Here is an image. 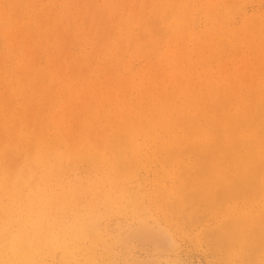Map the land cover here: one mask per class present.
<instances>
[{"label": "rangeland", "instance_id": "obj_1", "mask_svg": "<svg viewBox=\"0 0 264 264\" xmlns=\"http://www.w3.org/2000/svg\"><path fill=\"white\" fill-rule=\"evenodd\" d=\"M184 15L187 16L185 24ZM215 21L220 23L214 24ZM263 21L264 0H0V156L12 150L16 157H10L9 162L14 163V159L16 165V160L21 163V155L31 147L30 143L41 154L46 147L63 154L69 142L75 143V147L79 142L83 145V153L78 146V155L66 157L63 169L55 177L44 181L34 177L29 180L31 183L20 185L23 189L18 186L19 191L17 187L4 193L5 196L0 193V210L5 215L0 213V236H3L0 264L5 259L6 264H264V237H256L255 225L250 222L258 216L257 211L264 210V168L260 175L262 182L255 192H248L246 197L240 193L238 197L239 193L236 196L227 192V196L220 189L210 197L212 200L218 197L214 208L207 205V209L203 204L202 208L193 207L195 204L188 203L182 195L195 200L199 191L186 183L193 166L195 169L198 165L197 159L192 154L188 157L183 154L200 139L190 131L199 124L195 115L207 114L209 110V116L217 115V119L234 124L242 114L239 120L252 125L257 119L255 104L257 101L260 102L257 107L264 104V94L261 98L259 90L264 88ZM181 24L186 25L185 29ZM28 40L30 47L25 43ZM179 47L183 49L177 51ZM206 56L208 60L204 61ZM165 64L170 68H165ZM251 64L255 65L252 69ZM163 68L165 72L161 71ZM152 71L157 74L152 76ZM254 76L258 77L256 81ZM121 78L122 82L117 83ZM241 79L246 84L250 80L253 88L249 84L244 86ZM166 93L171 95L169 100ZM241 93L247 99L243 100ZM141 94L146 95V100ZM225 102L229 105L226 108L222 106H226ZM208 103H214L220 111L215 113V108L208 107ZM152 105L155 111L151 110ZM246 113L252 115L247 117ZM188 116L193 117V122L188 119L189 123L186 122ZM28 119L30 125L26 123ZM259 120H264V115ZM149 125L160 127L153 130ZM251 131L241 130L240 134L248 136ZM12 136L21 143L23 139L24 146L19 143L17 147ZM91 140L94 142L89 144ZM182 170L187 171L183 179L180 178ZM181 182L189 187L180 191ZM220 192L226 197L219 196ZM242 220L249 222L245 224ZM233 224L234 228L239 227L233 231L242 232L241 240L232 231ZM226 225L232 227V234L238 235L236 240L226 232L230 229ZM84 227H88L87 231ZM221 229L230 237L225 243L223 231L224 235L220 236ZM217 233L219 238L224 237L223 243ZM28 239L30 245H27ZM251 244L262 247L254 245L253 248ZM246 256L251 258L249 262Z\"/></svg>", "mask_w": 264, "mask_h": 264}, {"label": "bare ground", "instance_id": "obj_2", "mask_svg": "<svg viewBox=\"0 0 264 264\" xmlns=\"http://www.w3.org/2000/svg\"><path fill=\"white\" fill-rule=\"evenodd\" d=\"M116 1V0H115ZM222 1V0H221ZM76 2V1H75ZM128 2H129V0H128ZM165 2H166V0H165ZM178 1H176V3H177ZM219 2V1H218ZM227 2H228V0H227ZM235 2H236V0H235ZM243 2V1H242ZM72 3H74V2H72ZM144 3H145V1H144ZM144 3H142V4H144ZM150 3H152V2H150ZM226 3V2H225ZM238 3V2H237ZM160 4V3H159ZM161 4H163V3H161ZM160 4V5H161ZM174 4V3H173ZM212 4V3H211ZM218 4V3H217ZM227 4V3H226ZM235 4V3H234ZM233 4V5H234ZM145 5V4H144ZM155 5V4H154ZM153 5V6H154ZM172 5V4H171ZM187 5H189V4H187ZM205 5V4H204ZM224 5V4H223ZM227 5H229V4H227ZM22 6V5H21ZM146 6V5H145ZM203 6V5H202ZM125 7H127L126 5H125ZM124 7V8H125ZM144 7V6H143ZM190 7V6H189ZM194 7V6H193ZM214 7V6H213ZM218 7V6H217ZM229 7V6H228ZM153 8H155V7H153ZM126 9V8H125ZM124 9V10H125ZM131 10H133L132 8H130ZM178 9V8H177ZM190 9V8H189ZM205 9V8H204ZM217 9V8H216ZM45 10V9H44ZM153 10H155V9H153ZM187 10V9H186ZM231 10V9H230ZM188 11H190V10H188ZM49 12V11H48ZM132 12V11H131ZM134 12V11H133ZM169 13H170V11H168ZM167 12V13H168ZM227 12H229V11H227ZM144 13V12H143ZM166 13V14H167ZM168 13V14H169ZM199 13V12H198ZM220 13V12H219ZM50 14V13H49ZM132 14V13H131ZM135 14V13H134ZM159 14H160V12H159ZM158 14V15H159ZM230 14V13H229ZM81 15V14H80ZM105 15V14H104ZM108 15V14H107ZM152 15H153V13H152ZM151 15V16H152ZM212 15V14H211ZM165 16V15H164ZM185 16V15H184ZM39 17H40V15H39ZM165 17H167V16H165ZM164 17V18H165ZM170 17V16H169ZM180 18H181V16H179ZM187 16H185L184 17V20H185V22H184V20H183V23L185 24L186 23V18ZM209 17H211V16H209ZM216 17H217V15L215 16V20H217L216 19ZM219 17H221V14H219ZM81 18V17H80ZM83 18V17H82ZM168 18V17H167ZM212 18V17H211ZM210 18V19H211ZM113 19V18H112ZM190 19V18H189ZM195 19V18H194ZM19 20V19H18ZM77 20V19H76ZM80 20V19H79ZM114 20V19H113ZM150 20H151V17H150ZM166 20V19H165ZM165 20H163L164 22H165ZM40 21V20H39ZM112 21V20H111ZM130 21V20H129ZM162 21V22H163ZM193 21V20H192ZM49 22V21H48ZM80 22H81V20H80ZM86 22H87V20H86ZM256 22V21H255ZM254 22V23H255ZM264 22V21H263ZM195 23V22H194ZM219 24L218 22H216L215 21V23L214 24ZM225 23H226V21H225ZM148 25H149V23H147ZM184 24L182 25L181 24V26H183L184 27V29H185V26H184ZM246 24V23H245ZM258 25V24H257ZM78 26V25H77ZM171 26H173V25H171ZM106 27H107V25H106ZM106 27H104V28H106ZM141 27V26H140ZM143 27V26H142ZM141 27V28H142ZM145 27H147V26H145ZM254 27V26H253ZM263 27H264V25H263ZM141 28H139V29H141ZM249 28V26L247 27V29ZM30 29V28H29ZM85 29V28H84ZM108 29V28H107ZM112 29V28H111ZM138 29V30H139ZM246 29V30H247ZM91 30V29H90ZM109 30V29H108ZM216 31L218 30V29H215ZM59 31V30H58ZM84 31V30H83ZM110 31V30H109ZM184 31V30H183ZM262 31V30H261ZM263 31H264V28H263ZM55 32V31H54ZM220 32V31H219ZM92 33V32H91ZM105 33H107V32H105ZM183 33H185V32H183ZM183 33H181V34H183ZM209 33V32H208ZM213 33V32H212ZM217 33V32H216ZM22 34V33H21ZM48 34V33H47ZM46 34V35H47ZM57 34V33H56ZM108 34H110L109 32H108ZM173 34V33H172ZM171 34V35H172ZM179 34H180V32H179ZM178 34V37H181L182 35H179ZM241 34V33H240ZM249 34V33H248ZM7 35V34H6ZM20 35V34H19ZM31 35V34H30ZM58 35V34H57ZM68 35H69V33H68ZM88 35V34H87ZM106 36H107V34H105ZM220 35V34H219ZM238 35V34H237ZM256 35V34H255ZM259 35V34H258ZM8 36V35H7ZM10 36V35H9ZM16 36V35H15ZM40 36V35H39ZM17 37V36H16ZM31 37V36H30ZM32 37H33V35H32ZM31 37V38H32ZM49 37V36H48ZM176 37H177V35H176ZM183 37V36H182ZM222 37V36H221ZM263 37V36H262ZM13 38V37H12ZM105 38V37H104ZM185 38H186V36H185ZM188 38V37H187ZM247 38H248V36H247ZM250 38V37H249ZM28 39H30V38H28ZM133 39V38H132ZM173 38H170V40H172ZM184 39V38H183ZM182 39V40H183ZM243 40H244V37L242 38ZM48 40V39H47ZM59 40V39H58ZM102 40V39H101ZM123 40V39H122ZM204 40L206 41V38H204ZM214 40V39H213ZM247 40V39H246ZM257 40H259V38L257 39ZM42 42H43V40H41ZM245 41V40H244ZM248 41V40H247ZM28 43L27 45H29L28 47H30V43H29V40L28 41H25V43ZM123 42V41H122ZM183 42V41H182ZM199 42V41H198ZM220 42V41H219ZM250 42V41H249ZM256 42V41H255ZM248 43V42H247ZM252 43V42H251ZM256 43H258V42H256ZM263 43V41L261 42V44ZM175 44H177V42H175ZM183 44V43H182ZM219 44V43H218ZM260 44V43H259ZM25 45V44H24ZM23 45V46H24ZM251 45V44H250ZM220 46V45H219ZM247 46H249L248 44H247ZM252 46V45H251ZM27 47V46H26ZM122 47V46H121ZM169 47V46H168ZM183 47H184V44H183ZM204 47V46H203ZM253 47V46H252ZM220 47H218V49H219ZM222 48V47H221ZM249 48H250V46H249ZM26 49V48H25ZM179 49L181 50V49H183V48H176V50L177 51H179ZM196 49H198V48H196ZM215 49V48H214ZM223 49V48H222ZM228 49V48H227ZM24 50V49H23ZM31 50L32 49H29V52H31ZM121 50V49H120ZM204 50H205V48H204ZM217 50V49H216ZM224 50V49H223ZM253 50H255L256 51V47H253ZM25 51V50H24ZM27 51V50H26ZM218 51H222L221 49L220 50H218ZM247 51V50H246ZM250 52H251V50H249ZM259 51V50H258ZM168 52H170V50L168 51ZM198 52H199V50H198ZM209 52V55L211 54L210 53V51H208ZM212 52V51H211ZM257 52V51H256ZM175 53H176V51H175ZM196 53H197V51H196ZM215 53V52H214ZM222 53V52H221ZM246 53V52H245ZM255 53V52H254ZM258 53V52H257ZM199 54V53H198ZM252 54V53H251ZM262 54V53H261ZM27 55V54H26ZM212 55V54H211ZM216 55V54H215ZM255 55V54H254ZM253 55V56H254ZM32 56V55H31ZM199 56V55H198ZM176 57V56H175ZM207 57V56H206ZM212 57H213V55H212ZM258 57H260V56H258ZM262 57V56H261ZM260 57V58H261ZM32 58H33V56H32ZM35 58V57H34ZM33 58V59H34ZM167 59V58H166ZM165 59V60H166ZM198 59V58H197ZM262 59V58H261ZM25 60V59H24ZM30 60H32L31 58L29 59V61ZM168 60H169V58H168ZM205 60H208V57H207V59H205V57H204V61ZM28 61V62H29ZM33 61H35V60H33ZM56 61V60H55ZM58 61V60H57ZM238 61V60H237ZM245 61V60H244ZM247 61V60H246ZM245 61V62H246ZM256 61H257V59H256ZM59 62V61H58ZM78 62V61H77ZM208 62V61H207ZM244 62V65L243 66H245L246 67V63ZM259 62H261V60H259ZM30 63H32V62H30ZM29 63V64H30ZM36 63H37V61H36ZM53 64H56V62H52ZM51 63V64H52ZM80 63V62H79ZM170 63V62H169ZM241 63H243V60L241 61ZM251 63H254L253 62V60H252V62ZM81 64V63H80ZM70 65V64H69ZM259 66H260V64H258ZM27 66H28V64H27ZM56 66V65H55ZM157 66V65H156ZM166 64L164 65V67L166 68ZM235 66H237V65H235ZM255 67V65H252L251 64V69H252V67ZM258 66V67H259ZM238 67V66H237ZM50 68V67H49ZM107 68H110L109 67V65L107 66ZM152 68V67H151ZM165 68H163L161 71L163 72V70L165 69ZM170 68V67H169ZM168 68V66H167V69H169ZM248 67H246V69H247ZM71 69H72V64H71ZM227 69V68H226ZM245 69V68H244ZM245 69V70H246ZM258 70L260 69V67L259 68H257ZM22 70V69H21ZM114 70V69H113ZM112 70V71H113ZM222 70H224V67H223V69ZM221 70V68H220V70L219 71H222ZM254 71V70H253ZM252 71V72H253ZM40 72V71H39ZM109 72V71H108ZM164 72H165V70H164ZM223 72H226V71H223ZM239 73L241 72V70H239L238 71ZM251 72V70H250V73H252ZM257 72V71H256ZM70 73H71V70H70ZM244 72L242 71V75L241 74H239V76L241 75V76H243V75H245V74H243ZM254 73V72H253ZM46 74V73H45ZM45 74L43 75V77H42V79L44 78L45 79ZM114 73H112V75H113ZM153 74H157V73H153V71H152V76H153ZM159 74V73H158ZM207 74V73H206ZM257 74V73H256ZM25 74H23V76H24ZM108 75V74H107ZM161 74H159V76H160ZM108 76H110V75H108ZM115 76V75H114ZM113 76V77H114ZM125 76V75H124ZM123 76V77H124ZM173 76V75H172ZM240 76V77H241ZM262 76V75H261ZM40 77V76H39ZM127 77V76H126ZM147 77V76H146ZM157 77H158V75H157ZM162 77H163V75H162ZM166 77V76H165ZM176 77V76H175ZM206 77V76H205ZM209 77V76H208ZM229 77V76H228ZM244 77V76H243ZM25 78V77H24ZM24 78H22V79H24ZM61 78H63V77H61ZM152 78V77H151ZM246 78H248V77H246ZM246 78H244V79H246ZM253 78H255V81H256V79L258 78H256L255 76L253 77ZM262 78V77H261ZM22 79L20 78V80L22 81ZM119 79V78H118ZM128 79V78H127ZM165 79L166 78H163V81H165ZM251 79V78H250ZM264 79V78H263ZM39 80V79H38ZM41 80V79H40ZM107 80H109V78L107 79ZM110 80H113V78L112 79H110ZM153 80V79H152ZM151 80V81H152ZM176 79H174L173 77H172V81H175ZM207 80H208V78H207ZM210 80V79H209ZM235 81H236V83H237V87H238V81L236 80V79H234ZM242 80V79H241ZM252 80V79H251ZM254 80V79H253ZM262 80V79H261ZM24 81V80H23ZM22 81V82H23ZM42 81V80H41ZM155 81V80H154ZM153 81V82H154ZM167 81V80H166ZM171 81V80H170ZM212 81V80H211ZM211 81H207V82H211ZM218 81V80H217ZM249 81V83H247V84H249L251 87V89L253 88L252 87V85H254V84H252V82L250 81V80H248ZM247 81V82H248ZM116 82V81H115ZM119 82H122V78H121V81H118L117 80V83H119ZM242 82H244V86L246 85L247 86V84H246V80H242ZM257 82H259V81H257ZM262 82V81H261ZM37 83V82H36ZM42 83H43V81H42ZM41 83V84H42ZM79 83V82H78ZM175 83H176V81H175ZM179 83V82H178ZM182 83V82H181ZM181 83H179V84H181ZM188 83H189V80H188ZM251 83V84H250ZM38 84V83H37ZM53 84V83H52ZM185 84V83H184ZM198 84H200V83H198ZM208 84V83H207ZM225 84V83H224ZM240 84V83H239ZM258 84V83H257ZM262 84V83H261ZM261 84H259V86H263V85H261ZM54 85V84H53ZM115 85V84H114ZM175 85H177V83L175 84ZM204 85V84H203ZM212 86L214 85L213 83L211 84ZM217 82H216V85H214L215 86V88L217 87ZM223 84H221V88L224 86H222ZM226 85V84H225ZM229 85V84H228ZM233 85V84H232ZM249 85H248V87H249ZM39 86V85H38ZM147 86H149V85H147ZM160 86V85H159ZM190 86H191V84H190ZM235 86V85H234ZM144 87V86H143ZM157 87V89H158V85L156 86ZM178 87V86H177ZM193 87V86H192ZM230 87H231V85H230ZM233 87V86H232ZM236 87V86H235ZM240 87H242V85H240ZM264 87V86H263ZM149 88L151 89V88H153V89H151L152 91L154 90V87H150L149 86ZM162 88H163V86H162ZM168 88V87H167ZM170 88V87H169ZM174 88V87H173ZM176 88V87H175ZM182 88V87H181ZM191 88V87H190ZM209 88V87H208ZM261 88V87H260ZM38 89H39V87H38ZM149 89V90H150ZM218 89V88H217ZM233 89V88H232ZM235 89V88H234ZM263 89V90H262ZM262 89H259L260 91H261V93H260V95H261V98L263 97V95L262 94H264V88H262ZM150 90V91H151ZM156 90V89H155ZM203 90L204 91H206L204 88H203ZM236 90H238V89H236ZM239 90H240V88H239ZM238 90V91H239ZM247 90H248V88H247ZM10 91V90H9ZM88 91H90L89 89H88ZM98 91V90H97ZM158 91V90H157ZM161 91V93H162V90H160ZM171 91V90H170ZM178 91V90H177ZM190 91H192V90H190ZM263 91V92H262ZM159 92V91H158ZM168 92H169V90H168ZM172 92V91H171ZM194 92H195V90H194ZM229 92V91H228ZM233 92V91H232ZM235 92V91H234ZM246 92V91H245ZM35 93V92H34ZM72 93V92H71ZM101 93H102V91H101ZM211 93H215V92H211ZM249 93V92H248ZM250 93H252V92H250ZM157 94V92L155 93V95ZM167 94V93H166ZM194 94V93H193ZM226 94V93H225ZM228 94V93H227ZM239 94V92L236 94V95H238ZM243 94V95H242ZM253 94V93H252ZM1 95H4V94H1ZM141 95H143V94H141ZM159 95V94H158ZM164 94H162L161 96H163ZM173 95V94H172ZM205 95V94H204ZM209 95H211V94H209ZM218 95V94H217ZM236 95H235V98H236V100H237V98L238 97H236ZM259 95V94H258ZM144 96V95H143ZM166 96H168V100H169V97L171 98V95H170V93H169V95L167 94ZM221 95H219L218 97H220ZM230 96V95H229ZM228 96V97H229ZM250 96H251V94H250ZM253 96V95H252ZM255 96V95H254ZM104 97L105 98H107L105 95H104ZM145 97V100H146V95L144 96ZM202 97V96H201ZM210 97V96H209ZM243 100H244V98H246V97H244V93H241V96H240ZM5 99V97H3L2 96V100L4 101V99ZM156 98V97H155ZM162 98V97H161ZM164 98V97H163ZM174 98H176V97H174L173 96V100H174ZM234 98V99H235ZM241 98L239 99V100H241ZM248 98H249V96H248ZM255 98V97H254ZM158 99H160V96H159V98ZM166 99V100H167ZM198 99V98H197ZM221 99H222V97H221ZM231 99H233V98H231ZM247 99V98H246ZM6 100V99H5ZM108 100V99H107ZM153 101H155V103H157V101H156V99H152ZM167 100V101H168ZM173 100L172 99H170V101L171 102H173ZM236 100H235V102H236ZM260 100V99H259ZM160 101V100H159ZM163 101V100H162ZM166 101V102H167ZM206 101L207 102H209L208 101V99H206ZM220 101V100H219ZM218 101V102H219ZM67 102V101H66ZM147 103H148V101H146ZM169 102V101H168ZM206 102V103H207ZM253 102H254V99H253V101L251 102L252 103V105H253ZM258 102V104L260 103L259 101H257ZM6 103V102H5ZM164 103V102H163ZM221 103H222V100H221ZM226 103V102H225ZM225 103H223V104H225ZM228 103V102H227ZM227 103H226V106H224V105H222L223 107H228L229 105H227ZM229 103H231V102H229ZM263 103H264V101H263ZM7 104V103H6ZM107 104V103H106ZM158 104V103H157ZM167 104V103H166ZM241 104V103H240ZM258 104H255V108H254V111H256L257 113L255 114L256 116L255 117H257V119H255V121L254 122H256V123H252V125H249V122L248 121H246V120H239V118H240V116L242 117V114L240 115L239 114V118H237V120L238 121H235V123L233 124L232 122L230 123H228L227 121H225V119L222 121V119H217L215 116H217V115H215V116H209L208 114L210 113L209 112V110H208V112H207V114H205V113H201V114H198L197 113V116L195 115V118L196 119H198V126L196 125L195 126V129L194 130H190L192 133H195V134H198L199 135V137H200V139H199V141L197 142V143H195V142H193L192 143V146H191V148H190V153H189V151L186 149V152H184L183 154H187V157H188V154H192V156H193V158H194V156H195V158L194 159H197V162H198V165L196 166V168L195 169H193L194 168V166H193V168H192V170H191V176H190V178H189V180L186 182V183H188L189 182V185L190 186H195L196 187V190H199V191H196L197 192V198L195 199L194 197H192V198H194L195 200H191V196L190 197H188V196H186V195H184V194H182L184 197V199H186V201L188 202V203H190V204H192V205H194L195 204V206H193V207H201L202 208V204H203V206L205 207V208H207L206 206L208 205V206H210V208L212 207V208H214V206H216V205H214V203H216L215 202V200H216V198L218 199V197L216 196V198H215V200H212L210 197H212V195H213V192H215V191H217V192H219V190L220 189H222V193L224 194L225 193V195H227L228 193L230 194V193H232V194H230V195H233L234 193H236L235 195L237 196V194H238V197H240V193H243L244 195H245V197H246V194L248 193V192H251V191H253V192H255L257 189H258V187L260 186V184H261V182H262V179L260 178V175H261V173H262V170H263V168L264 167H262V166H264V152H263V150H264V120H259V119H262V117H263V115H264V107H263V105L264 104H260V106H256V105H258ZM31 105H32V103H31ZM159 105V104H158ZM169 105V104H168ZM208 107H210V105H214V103L213 104H209L208 103ZM218 105H220V104H218ZM244 105V104H243ZM252 105L250 106L251 107V109H252ZM153 106V105H152ZM151 107V106H150ZM207 107V106H206ZM205 107V108H206ZM214 107V106H213ZM212 107V108H213ZM250 107H248V109H250ZM256 107H257V109H256ZM32 108H34L33 107V105H32ZM215 108V107H214ZM155 108H154V106L151 108V110L153 111ZM158 108H156V110H157ZM174 109V108H173ZM74 110V109H73ZM73 110H71V111H73ZM125 110V109H124ZM205 110V109H204ZM214 110H216V111H214L215 113L218 111H220V108H218V110L215 108ZM226 110V109H225ZM227 110H228V108H227ZM226 110V111H227ZM231 110V109H230ZM229 110V111H230ZM242 110V109H241ZM26 111V110H25ZM34 111V110H33ZM151 111V112H152ZM155 111V110H154ZM183 111V110H182ZM184 111H185V109H184ZM212 111V110H211ZM246 111V110H245ZM247 111H249V110H247ZM246 111V112H247ZM151 112H149V114L151 113ZM217 112V113H218ZM43 113V112H42ZM121 113H123V112H121ZM182 113V112H181ZM233 113V112H232ZM241 113H243V111H241ZM249 113H250V111H249ZM249 113H246V115H249V116H247V117H250L251 115L249 114ZM22 114V113H21ZM25 114H28V112L26 111L25 112ZM68 114V113H67ZM67 114H64V115H67ZM72 114H73V112H72ZM153 114V113H152ZM171 114H173V113H171ZM29 115V117H31L30 116V114H28ZM123 115H125V113H123ZM123 115H120V116H122V118H123ZM157 115V114H156ZM155 115V116H156ZM150 116H153L154 117V115H151L150 114ZM162 116V115H161ZM160 116V117H161ZM173 116V115H172ZM236 116H237V114H236ZM38 117H39V115H38ZM67 117V119H68V117L69 116H66ZM116 117V116H115ZM129 117H131V116H129ZM247 117H245V118H247ZM2 118V117H1ZM71 118H72V115H71ZM111 118V117H110ZM109 118V119H110ZM155 118V117H154ZM191 118H193V117H191ZM191 118L188 116L185 120H186V122H188L189 123V121H191ZM225 118V117H224ZM38 120H39V118H37ZM189 121H188V120ZM249 119V118H248ZM37 120V121H38ZM45 120H47V119H45ZM66 120V119H65ZM119 120V119H118ZM254 120V119H253ZM72 121V120H71ZM111 121V120H110ZM147 121H151V120H146V122ZM230 121V120H229ZM27 122H29L28 123V125H30V121H29V119H28V121H26V123ZM45 122V124H46V121H44ZM54 122H57V121H54ZM59 122V121H58ZM66 122H68V121H66ZM191 122H193V121H191ZM144 122H142V124H143ZM194 123H196V122H194ZM13 124V123H12ZM44 124V125H45ZM165 124L167 125V123H166V121H165ZM186 124V123H185ZM97 125V124H96ZM111 125V124H110ZM13 126V125H12ZM27 126V125H26ZM165 126V125H164ZM255 126V128L257 127V128H259V129H255V128H253ZM96 127V126H95ZM94 127V128H95ZM127 127V126H126ZM160 127V125H158V126H155V125H149L148 126V128L149 129H153V130H157L158 128ZM44 128H45V126H44ZM61 128V127H60ZM18 129V128H17ZM37 131H38V129L37 128H35ZM95 129H97V127L95 128ZM121 129V128H120ZM247 129V131H251L250 133H249V135L248 136H242V134H240V132H241V130H246ZM16 129H14V131H15ZM19 130V129H18ZM70 130H72V129H70ZM63 131V130H62ZM96 130H94V132H95ZM116 132H117V128H116V130H115ZM120 131H122V130H120ZM120 131H118V132H120ZM238 131V132H237ZM36 132V131H35ZM44 132H45V130H44ZM73 132V131H72ZM78 132V131H77ZM106 132V131H105ZM15 133H17V132H15ZM37 133V132H36ZM46 133V132H45ZM69 133V132H68ZM79 133V132H78ZM179 133V132H178ZM2 134V133H1ZM11 134H13V132L11 133ZM71 134V133H70ZM74 134V133H73ZM76 134V133H75ZM74 134V135H75ZM117 134V136H118V133H116ZM115 133H113V135H116ZM120 134V133H119ZM156 134V133H155ZM44 135V134H43ZM35 136H36V134H35ZM63 136H65V134L63 135ZM71 136V135H70ZM76 136V135H75ZM92 136H93V134H92ZM99 135H98V133H97V137H98ZM101 136V135H100ZM14 136H12V139H13V141L14 142H16V144H17V147L19 146V143H21V140H17V138L16 137H14ZM116 137V136H115ZM79 138V137H78ZM88 138V136H86V139ZM31 139H33V137L31 138ZM35 139V138H34ZM33 139V140H34ZM59 138H57L56 139V141L58 140ZM70 139V137L68 136V140ZM74 139V138H73ZM91 139H93V137L91 138ZM96 140L97 139H99V138H95ZM94 139V140H95ZM3 140V139H2ZM16 140V141H15ZM52 140H54V139H52ZM51 140V141H52ZM72 139H70L69 141H71ZM76 140V139H75ZM99 140H101V139H99ZM103 140V139H102ZM130 140V139H129ZM32 141V140H31ZM56 141L54 142V143H56ZM66 141H67V139H66ZM92 141L93 140H91L90 142H89V144L91 143L92 144ZM33 142V141H32ZM78 142V141H77ZM94 142V141H93ZM96 142V141H95ZM98 142V141H97ZM96 142V143H97ZM101 142V141H100ZM23 139H22V143L20 144V145H23ZM88 143V142H87ZM99 143V142H98ZM30 144H32L31 145V147L29 146V148H27L24 152V154L23 155H21L22 156V161H21V163L19 162L20 160L18 159L20 156H19V154H18V156H17V159L19 160L18 162L20 163V164H18L17 165V160H16V165H14V163H15V160L13 159L12 160V162L14 161V163H10L9 161V159H10V157H14V154L11 152L12 150H10V153L8 152V155H7V153H5L4 155H2V156H0V193L2 192L3 194L4 193H10L12 190L14 191V190H16L17 189V187L18 186H23V184H27L28 183V181L30 180V179H32V178H34V177H37L38 179H40V180H46L47 178L49 179H51V178H53V177H55L56 176V174H57V172L59 171V170H62L63 169V167H62V165H63V163H64V161H65V163H66V160H65V158L67 157L68 158V156L70 155L71 156V154L73 155V153H75V155H78L77 153V147L78 146H81V151L79 150V152H82V146L83 145H81V142H79V143H77L78 144V146H77V144H76V146L77 147H75V143H73L72 142V144H74V145H72L70 142L68 143V146H67V152H64L63 154H61L60 152H57V151H55L54 150V148L52 147V148H50V147H46V150H45V152H44V154H41V152H40V150L39 149H37V147L34 145L33 146V144L34 143H30ZM63 144V143H62ZM102 144V143H101ZM110 144V143H109ZM36 145H38L39 146V144H38V142H37V144ZM49 145H51V143L49 144ZM24 146V145H23ZM87 146H89V145H87ZM86 146V144L84 145V147H87ZM98 146H99V144H98ZM97 146V147H98ZM22 147V146H21ZM54 147H57V146H55V144H54ZM83 147V148H84ZM88 148V147H87ZM86 148V149H87ZM99 149H100V147H98ZM21 149V151H20V153L22 152V148H20ZM19 149V150H20ZM74 149H76L75 151H74ZM78 149H80V147H78ZM85 149V150H86ZM111 149V148H110ZM174 150H175V148H173ZM257 149H259V150H257ZM8 151V150H7ZM74 151V152H73ZM84 151V150H83ZM163 151V150H162ZM161 151V152H162ZM173 151V150H172ZM19 153V152H18ZM83 153V152H82ZM117 154H118V152H116ZM173 154H175V152L173 151ZM186 154L184 155V157H186ZM15 155H17V154H15ZM74 155V156H75ZM95 155H96V153H95ZM83 157H86V154L84 155H82ZM116 156V155H115ZM16 157V156H15ZM14 157V158H15ZM99 157V156H98ZM66 158V159H67ZM172 158V157H171ZM170 158V159H171ZM170 159H169V161H170ZM173 159V158H172ZM169 161H168V163H169ZM172 161V160H171ZM5 162H7V163H5ZM11 164V166H10V164ZM191 164V163H190ZM195 164V163H194ZM65 165V164H64ZM63 165V166H64ZM188 165V164H187ZM185 173H187V171H184V170H182L181 171V179H183V176H184V174ZM48 181V180H47ZM169 181V180H168ZM21 183V184H20ZM29 183H31L30 181H29ZM175 183V182H174ZM40 184V183H39ZM189 185H187L188 187H189ZM264 185V184H263ZM262 185V186H263ZM20 186V187H21ZM44 186V185H43ZM180 186H183V188L181 189L180 188V191H183V189H185L187 186L184 184V183H182L181 182V184H180ZM185 186V187H184ZM20 187H18V191H19V189H20ZM264 187V186H263ZM21 189H23V187H21ZM193 190V189H192ZM226 190H235V192L234 191H232V192H229V191H226ZM35 191V190H34ZM46 191H44V193H45ZM74 192V191H73ZM193 192V191H192ZM221 192H220V194H219V196L221 195ZM228 192V193H227ZM264 192V191H263ZM1 193V194H2ZM18 193V192H17ZM19 193H21V190H20V192ZM188 193H191V192H188ZM193 194H194V192H193ZM259 194V193H258ZM8 195V194H7ZM46 195H47V192H46ZM189 195V194H188ZM214 195H216L215 193H214ZM234 195V196H235ZM255 195H257V194H255ZM0 196H2V195H0ZM4 196H5V194H4ZM48 196V195H47ZM50 196V195H49ZM62 196V195H61ZM221 196H224V195H221ZM228 196V195H227ZM235 196V197H236ZM248 196H249V194H248ZM258 196H260V195H258ZM12 197V196H11ZM51 197H52V195H51ZM189 199H188V198ZM213 197H215V196H213ZM224 197H226V196H224ZM244 197V196H243ZM244 197V198H245ZM46 198V197H45ZM48 198V197H47ZM50 198V197H49ZM62 198V197H61ZM59 199V198H58ZM221 199H223V201H224V198H222L221 197ZM221 199H220V201H219V203L221 202ZM226 199V198H225ZM24 200V199H23ZM43 200V199H42ZM49 200V199H48ZM52 200H53V198H52ZM180 201H181V198L179 199ZM189 200H191V201H189ZM252 200V199H251ZM179 201V202H180ZM193 201V202H192ZM227 201V200H226ZM47 202V201H46ZM49 202V201H48ZM58 202V201H57ZM60 202H61V200H60ZM225 202V201H224ZM53 203V202H52ZM218 203V202H217ZM31 204V203H30ZM46 204V203H45ZM201 204V205H200ZM221 204V203H220ZM258 204V203H257ZM53 205V204H52ZM222 206H223V204H222ZM52 207V206H51ZM221 207V206H220ZM41 208V207H40ZM209 208V207H208ZM207 208V209H208ZM52 210V209H51ZM204 210H206V209H204ZM215 210V209H214ZM219 210H221V209H219ZM208 211V210H207ZM19 212V211H18ZM251 212H253V211H251ZM0 213H2L1 212V210H0ZM257 217L255 218V220L254 219H251V223H253L254 225H255V234L257 233L258 235L256 236V237H264V210H259V211H257ZM60 214V213H59ZM252 215V214H251ZM2 216H5V215H3V213H2ZM216 218V217H215ZM3 219V218H2ZM18 220V219H17ZM53 221V220H52ZM232 221V220H231ZM240 221V220H239ZM239 221H237V222H239ZM242 221H244V220H242ZM87 222V221H86ZM233 222V221H232ZM236 222V224L235 225H237L238 226V223ZM244 222H246V220L244 221ZM248 222H249V220L245 223V224H248ZM50 224V223H49ZM84 224V223H83ZM82 224V225H83ZM92 224H93V222H92ZM96 224V223H95ZM230 224V223H229ZM34 225V224H33ZM244 224L242 223V226H243ZM89 226V225H88ZM90 226H91V224H90ZM95 226V225H94ZM94 226H92L93 228H91V227H89V228H91V229H93V231L95 230L94 229ZM227 226V225H226ZM226 226H225V228H226ZM230 226V225H229ZM229 226H227V228H230V229H227L226 230V232L228 233V234H230L229 236H234L233 237V239H237V237H238V235H240V237L241 238H238V239H242V232L240 231V229L238 230L239 231V234H238V232L236 233L235 231H233L234 229H236V228H239V227H237V226H235V228H234V224H233V229H232V231L234 232V233H236V234H238V235H236V234H232V231H230L231 230V226L229 227ZM239 226H241V225H239ZM79 227V226H78ZM96 227V226H95ZM85 228V227H84ZM88 228V227H87ZM87 228H85L86 229V231H87ZM43 229V228H42ZM223 229H224V227H223ZM223 229H221L220 231H221V235L219 234V233H217V236L218 235H220V236H222V235H226V232H225V230H223ZM6 230V229H5ZM84 230V229H83ZM85 231V230H84ZM85 231V232H86ZM90 231V233H88L89 234V236H92L91 235V233H92V230H89ZM222 231H223V233H222ZM245 231V230H244ZM5 232V231H4ZM28 234V233H27ZM26 234V237H28L29 238V234L27 235ZM81 234V233H80ZM93 234V233H92ZM244 234V233H243ZM246 234V233H245ZM244 234V235H245ZM87 235V234H86ZM224 235V237H220L219 238V236H218V239H220V241H221V243H225V242H227V241H229V240H226L227 238H229L230 239V237L229 236H225ZM244 235H243V237H244ZM22 236V238L24 237V235L22 234L21 235ZM35 236H36V234H35ZM94 236V235H93ZM213 236H214V234H213ZM1 237H3V236H0V238ZM25 237V238H26ZM38 237H39V235H38ZM79 237H81V236H79ZM90 239H92L93 237H89ZM223 238H224V240H226V241H223ZM246 238V237H245ZM254 238V237H253ZM3 239V238H2ZM24 239V238H23ZM38 239V238H37ZM257 239V238H256ZM18 240V239H17ZM82 240V239H81ZM94 240V239H93ZM232 240V239H231ZM264 240V239H263ZM0 241H2L1 239H0ZM223 241V242H222ZM257 241H258V239H257ZM17 242V241H16ZM24 242V241H23ZM232 242V241H231ZM231 242H229V243H231ZM1 243V242H0ZM27 243H29V244H27V245H30V241H29V239H28V241H27ZM76 243V242H75ZM219 243V242H218ZM236 243V242H235ZM234 243V244H235ZM16 244V243H15ZM15 244H14V246H15ZM32 244V243H31ZM216 244H217V242H216ZM24 245H26V244H24ZM237 245V244H236ZM254 246L255 244H251V246ZM264 245V244H263ZM251 246H247V247H250V249H251ZM252 246V247H253ZM256 247L258 246L257 244L255 245ZM255 246L253 247V248H255ZM260 246H261V244L257 247V248H260ZM24 247H27V246H24ZM29 247V246H28ZM262 247V246H261ZM16 248V247H15ZM224 248H226V247H224ZM19 249V248H18ZM24 249V248H23ZM90 249V248H89ZM29 250V249H28ZM50 250V249H49ZM64 250V249H63ZM248 250H249V248H248ZM255 250V249H254ZM15 251H17V249L15 250ZM250 251V250H249ZM248 251V252H249ZM36 252V251H35ZM262 252L263 251H260V253L262 254ZM255 253V252H254ZM260 253H258V254H260ZM22 254H24V253H22ZM246 254V253H245ZM251 254V253H250ZM258 254H256V256L258 255ZM18 255H20V253L18 254ZM27 256H28V252H27V254H26ZM34 255V254H33ZM36 256H37V254H35ZM247 255V254H246ZM252 255V254H251ZM262 255H264V254H262ZM261 255V256H262ZM247 256H250V255H247ZM245 257L246 258V260L248 261L249 259L251 260V258L249 257V259H247L248 257ZM15 257V256H14ZM21 257V256H20ZM20 257H17L18 259H19V261H20ZM39 257V256H38ZM243 257H244V255H243ZM252 257H254V256H252ZM264 257V256H263ZM11 258V257H10ZM14 259V258H13ZM34 259L36 260V257L34 256ZM254 259V258H253ZM4 260V259H3ZM25 260H26V257H25ZM31 260V259H30ZM255 260H256V258H255ZM16 261V260H15ZM19 261H18V263H19ZM22 261V260H21ZM249 262V261H248ZM2 263V262H1ZM7 263V260L5 259V263L4 264H6ZM30 263H32V262H30ZM30 263H26V264H30ZM3 264V263H2ZM20 264V263H19ZM249 264V263H248Z\"/></svg>", "mask_w": 264, "mask_h": 264}]
</instances>
